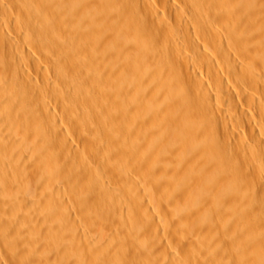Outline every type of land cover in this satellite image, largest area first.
I'll return each instance as SVG.
<instances>
[{
    "label": "bare ground",
    "instance_id": "1",
    "mask_svg": "<svg viewBox=\"0 0 264 264\" xmlns=\"http://www.w3.org/2000/svg\"><path fill=\"white\" fill-rule=\"evenodd\" d=\"M0 264H264V0H0Z\"/></svg>",
    "mask_w": 264,
    "mask_h": 264
}]
</instances>
